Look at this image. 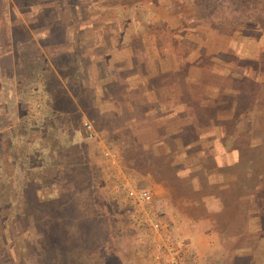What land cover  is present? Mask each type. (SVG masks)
Instances as JSON below:
<instances>
[{
    "label": "rangeland",
    "instance_id": "374dc122",
    "mask_svg": "<svg viewBox=\"0 0 264 264\" xmlns=\"http://www.w3.org/2000/svg\"><path fill=\"white\" fill-rule=\"evenodd\" d=\"M42 1L0 0V190L2 192L0 204H8L11 208L6 215L0 206V264L44 263L46 259L40 253V247L45 243L40 244L41 240L57 242L56 245L54 244L60 262L57 264H79L77 261L83 264H96L92 252L96 250L101 239L105 242V250L111 254L110 258H105L104 264H151L148 260L149 243L145 238L144 227L133 222L131 209L124 202L123 193L117 190V186L120 177L118 173L123 172L127 173L136 184L149 186L152 190L153 179H156L148 169L137 172V166L125 160L121 145L125 139L131 138L129 130L122 126L123 115L102 114L93 107L90 101L91 89L85 81V57L91 51L87 53L85 46L81 51L77 48L71 49L72 40L76 39L79 42L83 41L84 37L78 39L67 12L58 10V14L62 17H57L54 13L45 17ZM198 1H200L199 5ZM51 2L62 8L68 6L70 0H51ZM74 3L75 7L77 2ZM181 4V10L189 15L184 17L188 22L187 26L197 24L195 27H199L204 23L219 30L218 33L204 36L206 41L203 42H208L209 47H222L231 41L236 43L238 48L242 47L236 56L247 58L251 51L256 52L259 46H264V21L225 22L221 14L216 16V20L210 18L208 20L204 16L208 10L200 8L208 4L205 0H181ZM191 15L193 20H189L192 19ZM172 20L174 28L168 36L165 34L163 36L165 39L168 38V42L171 37L174 38V55L179 60H183L188 48L182 41L183 28L177 25L182 23L177 17ZM44 26L60 30V34L57 30L58 35L54 37L58 40L56 44L61 43L57 49L51 44L53 41L49 43L48 49L45 46L46 42H39L38 36ZM232 49L231 53H234ZM54 52L56 55H52ZM262 57L263 59L256 61L255 66L253 64L250 66V73L258 68L263 72L264 53ZM40 60L45 61L54 73L45 85L46 89L50 87L54 94L42 92L40 85L35 84L39 81L34 80L35 76L32 75L35 73L31 69L37 66ZM16 66L21 69L18 75L23 91H20L19 82H14ZM42 82L44 83L43 80ZM43 98L46 99L44 101L47 99L52 102L55 99L58 101L56 102L58 107L54 109L53 117L57 120L53 126V133L50 132L52 127L48 131L45 123L38 119L41 113L46 112ZM63 99L67 105L63 103ZM133 100L134 98L127 103L133 104ZM114 101L119 107L122 102L120 94ZM21 115L24 117L23 121H27L24 123L27 130L23 142L12 137V134L19 131L14 129L19 124ZM30 119L33 127L28 128ZM86 119L94 126L97 133L95 138H87L83 132L82 121ZM52 140L55 141L53 148L49 145ZM41 143L44 146H41ZM102 145L113 146L120 150L122 161L118 167L112 168L106 164L100 154ZM57 146L62 149H57ZM38 147L42 149L33 152V148ZM41 150H52L56 155L63 152L65 156H54L57 167L54 168L53 164L48 167L53 154L48 155L47 160L42 162L37 156ZM69 151L75 153L73 161H68ZM156 155L163 165L162 157ZM45 167H48V171L44 169ZM40 173H44L45 180L40 179L38 176ZM263 178L257 184L261 186L260 189L254 191L256 194L250 197L251 200L247 202L243 200L238 203L239 206L253 205L258 213L263 212ZM179 197L181 198L182 195L175 193L172 200L180 209V205L176 202L179 201ZM154 205L155 216L164 220L162 216L166 217L169 212V204L160 200L156 202L154 194ZM17 208L24 209L26 216L21 237L20 233L13 232L9 227V223H13L16 217ZM207 212L203 214L199 209H190L186 212L178 210L177 216L173 217L178 221L176 225L167 223L170 238L179 243H186L190 248L185 256L186 264H203V257L199 258L197 252L192 249L193 244L197 245L199 235L191 232L193 227L189 229V223H186L187 227H183L178 215L183 213L186 216L185 213H189L201 216L205 219L204 227L214 228L217 232L212 218L214 213L212 210ZM68 237L74 240L71 246L66 241ZM30 244L32 249L27 251L26 248ZM46 245V253L48 249L53 252L52 248L54 249L55 246H49L47 243ZM82 247L89 248V252L84 254ZM256 251L254 247L240 253L246 255ZM68 252L74 253V256L68 255L65 260Z\"/></svg>",
    "mask_w": 264,
    "mask_h": 264
},
{
    "label": "crops",
    "instance_id": "0c3cea01",
    "mask_svg": "<svg viewBox=\"0 0 264 264\" xmlns=\"http://www.w3.org/2000/svg\"><path fill=\"white\" fill-rule=\"evenodd\" d=\"M42 4L45 17L67 12L78 39L84 37L85 41L72 40L71 49L85 46L87 53L91 51V57H85V81L96 111L123 115L122 126L131 138L123 144L135 142L151 149L173 166L166 176L176 178L175 185L166 176L152 182L156 202L170 206L162 216L166 223L176 225L178 210L215 213L238 193V181L245 176L261 182L264 68L250 73V66L263 59L264 46L245 59L236 56L242 47L231 41L209 47L204 36L219 30L204 23L187 26L184 17L189 15L181 10V0H70L64 6L68 8H58L51 0ZM174 17L182 23L177 25L183 28L182 41L188 48L183 60L174 55V38L168 42L163 36L174 28ZM56 32L60 34L44 26L39 42H46L48 49L53 41L57 49L61 43L56 44ZM119 94L123 103L118 107L114 100ZM175 193L182 195L176 201L180 209L172 200ZM185 214L178 215L180 224L189 223L191 232L199 235L192 249L203 257L216 245L217 232L204 227L201 216Z\"/></svg>",
    "mask_w": 264,
    "mask_h": 264
},
{
    "label": "trees",
    "instance_id": "16d2710c",
    "mask_svg": "<svg viewBox=\"0 0 264 264\" xmlns=\"http://www.w3.org/2000/svg\"><path fill=\"white\" fill-rule=\"evenodd\" d=\"M208 4L204 7L201 6L200 8H206L207 13H204V16L206 18H210L213 20H216V16L218 14L223 15L222 20L225 22H237L241 23L247 20L250 21H258L259 23L264 21V0H205ZM197 4H200V1L197 2ZM215 14V15H214ZM209 20V19H208ZM18 59V58H17ZM21 69L16 66L15 70V78L14 82H19L20 77L18 75V72ZM32 72L35 73L34 80L39 83H36L37 85H40L42 92H50V94H54V91L51 90L49 87L46 89V84L51 76H53L52 70L48 67V64L45 61L40 60L39 64L37 66H34L32 69ZM31 74H29L30 76ZM74 78H78V76H74ZM33 80V79H32ZM44 81V83L42 82ZM19 88L20 91H23L22 84L19 82ZM18 88V89H19ZM68 97L71 101V95L68 93ZM46 100L43 98V101ZM50 99H47V101H44L45 103V111L44 113H41V117L39 116L38 119H41L40 121H43L45 123L47 130L52 127L50 132H54L53 126L55 124V121L57 118L53 117L54 109L58 107L56 104V99L54 102L49 101ZM63 103H65V99H63ZM72 102V101H71ZM53 103V105L50 104ZM67 105V103H65ZM49 111V112H48ZM56 113V112H55ZM23 116L20 117V122L16 126L17 130L19 131L15 134H12L10 131V134H12L13 138L15 140H19L23 142L25 140V134L27 128L24 126V123L27 121H23ZM35 121V120H34ZM29 127H33L32 119L29 121ZM52 132V133H53ZM18 136V137H17ZM27 140V139H26ZM26 142V141H25ZM55 141L49 142V145L51 148H53ZM255 146L256 144L253 143ZM41 146H44V144L41 143ZM57 149H62L60 147H56ZM55 148V150H57ZM123 156L125 157V160H127V163L133 164L137 166V172L143 171L148 169L153 177L157 180H162L163 176L169 175L171 173V169H173V166L169 163L164 162V166L161 164V162L158 160V156L151 150L141 147L140 145L136 144L135 142H130L128 144L121 145ZM42 149V147L33 148V152H36L38 150ZM68 150V149H67ZM65 151L64 148L62 150ZM61 152L58 155L55 154V152H52V150L43 151L41 150L37 156L41 158L42 162L47 160L48 155L53 154V159L49 162L50 167L53 164V167H57V164L54 162L55 158L54 156H65V154ZM67 155H70V160H74L75 153L73 151H69ZM162 160V159H161ZM24 164V163H23ZM48 167L44 168L46 171H48ZM39 169V165L37 167ZM42 169V166H41ZM43 169V170H44ZM45 171V170H44ZM45 173V172H44ZM44 173L38 174L41 180H45L46 176ZM245 176V173H244ZM167 181L170 184L175 185L176 184V178L172 176H166ZM201 182L206 186L204 183V180L201 178ZM239 187H238V193L232 194L230 197V201L227 205H222V208L218 211H216L213 214L214 219V225L217 228V242L216 245L206 252L205 256H203V264H264V210L263 212L258 213L257 208L253 205H248L245 207L239 206L238 203L244 201L251 200L250 197L254 196L257 189H260V185L258 186L253 180L247 178L246 176L242 179H239L238 181ZM258 186V187H257ZM17 187V186H16ZM0 196L2 200V192L0 190ZM6 200V197H4ZM237 201V203H236ZM3 202V201H2ZM1 209L4 211V213L7 215L9 211L11 210L10 206L8 204L1 203L0 204ZM17 214L13 221V223H9V227L13 230V232L20 233L19 236L22 234V229L24 228L25 223V211L24 209H18L17 208ZM37 210H35L36 212ZM208 213V212H207ZM24 225V226H23ZM37 230H39V226L37 225ZM21 237V236H20ZM69 246L72 245V241L70 237L66 239ZM65 241V242H66ZM100 244L96 248L95 251L92 252V256L94 258V261L100 264H104L105 258L109 257L111 254H108V252L105 250L104 245L105 242L103 239L99 240ZM45 243V245L41 244ZM49 246H55L56 241L53 242H47V240H41L40 244V253L43 254V258L45 257V262L41 264H57L60 263L58 259V250L55 248H52V251L48 249L46 253L47 245ZM55 244V245H54ZM256 248L257 251L252 254H246L242 255L240 252L249 250L251 248ZM32 249V245L30 244L26 250ZM82 252L84 254H87L89 252V248L82 247ZM66 259L68 255L74 256V253L68 252L66 254ZM49 258V260H48ZM79 264H83L81 261H77ZM96 263V264H97Z\"/></svg>",
    "mask_w": 264,
    "mask_h": 264
},
{
    "label": "built area",
    "instance_id": "2783aa9c",
    "mask_svg": "<svg viewBox=\"0 0 264 264\" xmlns=\"http://www.w3.org/2000/svg\"><path fill=\"white\" fill-rule=\"evenodd\" d=\"M82 129L87 138H95L96 131L89 120L82 121ZM100 154L106 164L112 168L121 164L122 156L118 148L102 145ZM117 190L123 193L124 202L131 209L135 224L143 226L148 239V260L151 264H186L185 256L190 248L186 243L173 241L167 223L154 213V192L149 186L138 185L127 173H118ZM127 175V176H126Z\"/></svg>",
    "mask_w": 264,
    "mask_h": 264
}]
</instances>
